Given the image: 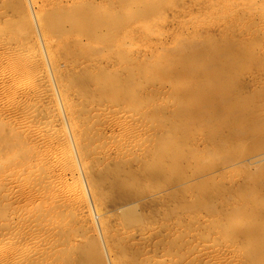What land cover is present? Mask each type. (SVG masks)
Here are the masks:
<instances>
[{"label": "rangeland", "instance_id": "1", "mask_svg": "<svg viewBox=\"0 0 264 264\" xmlns=\"http://www.w3.org/2000/svg\"><path fill=\"white\" fill-rule=\"evenodd\" d=\"M0 264H264V0H0Z\"/></svg>", "mask_w": 264, "mask_h": 264}, {"label": "bare ground", "instance_id": "2", "mask_svg": "<svg viewBox=\"0 0 264 264\" xmlns=\"http://www.w3.org/2000/svg\"><path fill=\"white\" fill-rule=\"evenodd\" d=\"M261 131H262V130H261ZM261 131H260V132H261ZM262 132H263V131H262Z\"/></svg>", "mask_w": 264, "mask_h": 264}]
</instances>
